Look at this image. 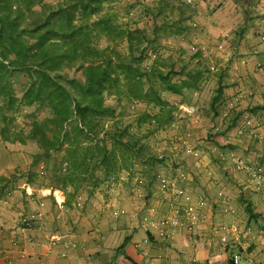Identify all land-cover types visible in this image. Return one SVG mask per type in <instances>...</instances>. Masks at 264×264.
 <instances>
[{
    "label": "crops",
    "instance_id": "obj_1",
    "mask_svg": "<svg viewBox=\"0 0 264 264\" xmlns=\"http://www.w3.org/2000/svg\"><path fill=\"white\" fill-rule=\"evenodd\" d=\"M196 1L200 35L226 59L224 70L212 76L216 88L222 82L223 102L216 116L208 114L221 121L215 141L225 148L210 150L264 166V0ZM224 164L219 171L211 164L208 173L221 186L229 182L226 192L207 171L206 177L197 170L180 184L190 200L155 188L147 200L128 191H81L71 199L58 189L63 210L52 195L54 186L0 176V264H232L236 250L244 260L264 264V191H254L245 173ZM241 196L258 217H249ZM203 198L207 207L199 208ZM190 211L200 219L194 233L182 229L163 237L150 223Z\"/></svg>",
    "mask_w": 264,
    "mask_h": 264
},
{
    "label": "trees",
    "instance_id": "obj_2",
    "mask_svg": "<svg viewBox=\"0 0 264 264\" xmlns=\"http://www.w3.org/2000/svg\"><path fill=\"white\" fill-rule=\"evenodd\" d=\"M116 1L0 0V137L9 143H35L39 152L33 156L26 182H36L34 171L40 163L53 161L52 187L68 198L82 190L91 196L110 177L129 169L119 164L118 151L151 167L164 163L145 155L130 129L119 125L123 103L145 105L140 122L158 131L177 121L180 106L187 103L186 92L201 91V81L211 72L201 52L193 54L192 69L185 63L179 68L164 63L157 57L161 54L157 36L151 39L143 29L123 28L116 16L106 12ZM167 27L172 28L166 23L155 27L156 35ZM186 32V27L176 25L171 34ZM104 38L113 46L101 48ZM145 44L155 53L149 56ZM123 45L127 53L120 50ZM16 79L22 86L21 97ZM163 92L179 96L180 105L163 98ZM109 97H115L119 111L107 104ZM223 98L220 82L211 101L215 116ZM22 106L47 109L49 116L40 120L28 114L26 134L15 127ZM109 121L113 126L107 128ZM60 152L65 168L56 158ZM220 153L216 161L224 164L225 153ZM240 202L250 218L258 217L244 196Z\"/></svg>",
    "mask_w": 264,
    "mask_h": 264
},
{
    "label": "rangeland",
    "instance_id": "obj_3",
    "mask_svg": "<svg viewBox=\"0 0 264 264\" xmlns=\"http://www.w3.org/2000/svg\"><path fill=\"white\" fill-rule=\"evenodd\" d=\"M241 1L247 2V0ZM196 2V0H117L106 7V12L109 11L116 16L117 23L123 28L143 29L151 39L157 36L159 41L157 50L161 53L160 55L157 54V57L163 60L164 63H173L177 68L185 63L189 65V69H192L195 65V61L192 59L193 54L201 52L206 66L214 68V71L211 69L208 77L201 81V91L186 92L187 103L185 106L189 105L197 109L195 114L189 116L180 110L181 113H178L179 116L175 123L159 129L158 131H154L149 125L140 122L139 117L145 112V105L138 104L136 106V103H123L125 111L123 116L117 119L118 123L122 128L128 127L130 129V133L133 135L134 140L138 142L140 147L144 146L145 155H148L150 158H156L159 155L168 154L178 155L179 158L174 164L165 161L164 163L159 162L151 167V163L127 157L123 155L121 151H118L119 164L129 169H124L117 175L110 177L105 184L94 192H109L110 194L117 191H128L130 195L134 194L142 200L148 199V193L151 194L153 188H155L154 190H156L157 193L161 192L162 194H171L180 190L183 193L181 194L182 196L185 194L190 195L191 193H188L189 190L186 187H182L181 185L184 184L181 183L187 182L191 177H196L195 173H197V170H202L203 174H205L206 171L208 173V170H210L208 168L211 164H215V166L211 167H215L213 170L218 171V165L223 166L220 162L216 161L218 160L216 157H218V155L220 157L221 153L217 151L211 152L210 150V148L215 147L213 142L216 143L215 137L217 135L214 133V129L221 126V121L209 120L210 116L208 114L212 112L211 98L216 95L218 89L213 83L216 81L212 76H216V74L224 70L226 59L217 55L215 47L218 45L209 44L206 46L205 38L200 35V23H198V20L194 19V10L195 6H197ZM164 23L172 28L167 27L164 30L160 29L158 30V35H156L157 30L155 27L161 26ZM176 25L177 27H186L187 32L178 36L171 34V32L176 29ZM109 45L113 46L105 38L100 41L101 48H105ZM144 46L149 47L150 45L145 44ZM193 47H195L196 50H193ZM120 50L123 53H127L126 45H123ZM147 53L150 56L155 52L152 47H149ZM152 58L144 63L145 67L150 66V63L153 61ZM15 89L17 95L21 97L22 86L17 79ZM203 90L206 91L205 94H203L204 96L202 95ZM200 95L203 97H200ZM162 96L171 103L178 105H180L182 100L179 96H174L168 92H163ZM200 100L205 103H201ZM107 104L117 107L118 111L120 110L117 106L115 97H109ZM28 114H35L40 120H43L49 116V111L42 108L37 109L35 106H22L21 111L17 114L15 127L18 130H23L26 134L28 133L30 122L27 117ZM106 126L110 128L113 126V122H107ZM187 146H191V153H188ZM217 149L220 150V148ZM38 152V147L31 141H27V143L23 145L20 143L5 142L0 137V176H2V178H10V180L17 178L18 183L22 184L27 180V174L31 168L30 165L33 156ZM224 156L227 161L226 163L229 164H224V166H230L231 163L233 164L231 154H224ZM210 157H212V160ZM56 158L59 159L60 163H63L64 152L57 153ZM207 159L211 160V164L208 166ZM53 165V161L48 162V164L40 163L39 167L34 171L37 178L49 186H52L54 183ZM62 166L63 168L66 167L65 162ZM207 173L205 175L206 177L208 176ZM208 174V177L214 182L218 181L217 185L220 187L221 185L219 184L222 183L219 179H216V175L214 173ZM162 180H165L168 184L167 192L163 191L161 187ZM228 185L229 182L225 186H221L222 192H226ZM232 186L233 185H231V187ZM55 191H58V189L53 188V192ZM82 191L84 194L88 195L87 191ZM59 197L62 198V194H59ZM191 199H193L192 196ZM200 202L204 203L202 208L207 207L204 198L202 200L200 199ZM241 264H245V260H243Z\"/></svg>",
    "mask_w": 264,
    "mask_h": 264
},
{
    "label": "built area",
    "instance_id": "obj_4",
    "mask_svg": "<svg viewBox=\"0 0 264 264\" xmlns=\"http://www.w3.org/2000/svg\"><path fill=\"white\" fill-rule=\"evenodd\" d=\"M193 50H196L195 47L192 48ZM180 110H182L185 114L191 116L194 115L195 112L197 111V109H195L194 107L191 106H180ZM240 133H244L243 131H240ZM187 150L188 153H191V146H187ZM179 158L178 155H166V154H162L158 156V159L160 160H164L166 162H169L171 164H174L175 161H177V159ZM233 160V165L235 167V169L238 172H242L245 173L247 178H248V182H250L252 188L254 191L257 192H262L264 191V166H262L261 164H254L242 157H235L232 156L231 158ZM161 187L163 189V191L168 190V184L165 180H162L161 183ZM251 188V189H252ZM177 193L179 195L183 194L180 190L177 191ZM59 194L60 191H55L52 192V195H54L56 197V201L58 204L59 209L63 210L64 209V201L63 200H59ZM141 195V194H140ZM185 197V199L190 200L191 196L190 195H183ZM202 206H204L203 202H199L198 207L202 208ZM197 207V209H198ZM151 212H155L154 208L150 209ZM153 229L158 230L161 232V236L163 237H170L175 231H180L182 229H186L188 232L194 233V231L198 228V225L200 224V219L199 217L193 213L192 211H190L189 214H187L184 218H170V217H166L163 218L160 221H151L150 222ZM223 242H226V239L223 240ZM16 245V243H15ZM243 256L241 251L236 250L231 254V262L232 264H241L243 262ZM245 264H259L256 263L253 260L250 259H246L245 260Z\"/></svg>",
    "mask_w": 264,
    "mask_h": 264
}]
</instances>
